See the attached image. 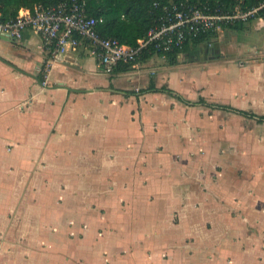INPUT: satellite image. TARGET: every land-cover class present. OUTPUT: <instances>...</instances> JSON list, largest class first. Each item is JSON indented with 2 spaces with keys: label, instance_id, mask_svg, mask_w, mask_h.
<instances>
[{
  "label": "crops",
  "instance_id": "obj_1",
  "mask_svg": "<svg viewBox=\"0 0 264 264\" xmlns=\"http://www.w3.org/2000/svg\"><path fill=\"white\" fill-rule=\"evenodd\" d=\"M50 57L0 36V264H264V15L176 64Z\"/></svg>",
  "mask_w": 264,
  "mask_h": 264
},
{
  "label": "built area",
  "instance_id": "obj_2",
  "mask_svg": "<svg viewBox=\"0 0 264 264\" xmlns=\"http://www.w3.org/2000/svg\"><path fill=\"white\" fill-rule=\"evenodd\" d=\"M152 2L159 13L154 15L153 25L146 37L139 39L136 47L100 34L98 25L102 19L87 12L88 0H61L48 6L21 7L14 20L5 21L0 17V36L6 35L18 41L27 29L40 34L51 54L41 69L43 84L46 85L53 63L77 48L88 49L105 72L112 74L121 64L138 67L144 52L151 46L157 52L182 49L189 39L218 32L236 23H248L264 12V0L251 8L237 6L233 10L210 2Z\"/></svg>",
  "mask_w": 264,
  "mask_h": 264
},
{
  "label": "trees",
  "instance_id": "obj_3",
  "mask_svg": "<svg viewBox=\"0 0 264 264\" xmlns=\"http://www.w3.org/2000/svg\"><path fill=\"white\" fill-rule=\"evenodd\" d=\"M61 0H0V17L5 21L14 20L21 7L28 5H53ZM263 0H159L161 4L182 3V2H210L219 5L224 9L233 10L237 6L242 9H247L256 6ZM87 12L102 21L98 25L100 34L106 37L118 38L120 42L132 47L138 46V41L146 37L149 29L153 25L154 15L159 10L153 7L152 0H88ZM264 15V12L261 13ZM243 23H236L240 27ZM217 36V32L201 35L197 38L189 39L182 49H177L170 52L158 51L151 46L142 56L141 61H146L154 55L164 57L168 64H176L179 61L180 55L189 51L191 47L202 42L210 41ZM132 67L129 64H121L116 68L115 72L127 71ZM150 91H159L156 86L152 85ZM161 91L172 93L169 89L163 87ZM200 102L206 103L201 100ZM214 108L230 109L228 106L209 104ZM242 114H248L243 111H237ZM264 121V116L259 118Z\"/></svg>",
  "mask_w": 264,
  "mask_h": 264
}]
</instances>
